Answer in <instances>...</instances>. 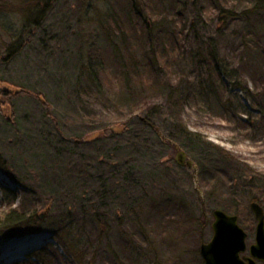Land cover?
I'll return each mask as SVG.
<instances>
[{"label":"rangeland","instance_id":"374dc122","mask_svg":"<svg viewBox=\"0 0 264 264\" xmlns=\"http://www.w3.org/2000/svg\"><path fill=\"white\" fill-rule=\"evenodd\" d=\"M191 1L58 0L44 14L42 25L23 50L9 62L0 63V90L14 91L13 86H19L43 94L58 123L56 126L32 97L12 101L16 125L7 123L0 114V158L18 178L15 182L0 170L3 208L9 202L11 208L40 212L46 208L49 198L52 199L49 212L40 219L49 232L15 237L2 243L0 264L25 262L28 254L48 243L53 248L46 254L51 259L55 256L53 264H76L61 245L52 242L50 233L54 227L67 229V223L73 221L84 239L90 240L92 248L88 247L98 256L97 264L106 261L108 264H204L199 248L212 239L215 210L237 216L238 225L247 236L243 256H249L248 247L254 244L256 229L249 198L258 192L234 186L229 181L234 177L222 167L221 158L174 133L166 115L165 120L156 121L163 131L158 132L157 138L149 126L130 116L126 106H112L104 96H97L81 73V59L85 57V62L95 58L109 70L104 75L105 89L118 87L114 69L116 53L120 57L125 53L121 42L140 44L142 37L131 25L134 21L138 23L137 19L152 15L167 16L175 25L177 45L180 42L181 47L189 46L196 52L200 48L199 40L210 41L216 50L210 45L208 48L214 50L219 61L235 73L245 72V77L264 83L262 70L253 67L254 48L248 47L258 39L264 40V18L249 19L250 28L244 20H230L219 32L216 13L211 9L225 7L241 12L248 8L250 0H211L200 12L197 7L204 1ZM30 2L0 0V9L6 8L0 11V40L9 42L16 32L19 34L27 16L35 17ZM138 11L141 18L137 17ZM178 12L184 19L181 27L176 26L180 18L174 14ZM194 18L200 21L196 37L187 30ZM183 26L185 30L181 33ZM4 29L12 34L5 33ZM248 32L253 38L246 37ZM184 50L169 60L173 66L167 69L163 81L182 80L187 86L193 80L190 67L183 66H189L192 57L187 54L189 49L183 54ZM0 52L3 53L1 42ZM257 60L260 66L261 59L257 57ZM176 63L179 65L175 66ZM247 84L253 87L249 79ZM228 92L220 91L223 101L230 99ZM230 92V109L214 98H190L183 104V125L188 132L224 148L241 164L264 174V121L239 89H230ZM165 93L162 90L155 95L153 103L160 102V108ZM233 95L247 108L250 117L239 112V102ZM3 111L9 114L8 107ZM118 123L126 124L127 130L114 135L119 129ZM100 130H106V138L97 140ZM173 133L175 153L166 143L169 142L166 137ZM179 145L189 153L186 152L189 160L195 157L203 164L201 179L194 171L187 172L186 166L175 163L177 152L182 151ZM171 158L173 164L167 165ZM127 173L130 178L124 179ZM229 189L232 191L228 192ZM93 208L99 209L100 214L107 213L103 216L108 220L107 234L98 242L90 221ZM112 257L116 258L114 263L110 260ZM256 264L262 263L256 261Z\"/></svg>","mask_w":264,"mask_h":264},{"label":"trees","instance_id":"16d2710c","mask_svg":"<svg viewBox=\"0 0 264 264\" xmlns=\"http://www.w3.org/2000/svg\"><path fill=\"white\" fill-rule=\"evenodd\" d=\"M57 1L58 0H31L30 3L32 6H30V8H32V13L34 12L36 15L35 17L27 16L24 24L20 28L21 30L19 34H17L16 31V34L13 32L14 37L11 38L12 40L10 38L9 42L0 40L3 50V53L0 52V63L9 62L16 54L23 50L25 45L30 42V39L35 34L36 30L42 25L41 21L43 20L42 18L44 14L53 7ZM203 1L204 3L197 7L198 12L206 7L205 5H207V1L211 0ZM191 2H194V0ZM133 8L137 11L136 5L133 4ZM211 9L216 13L215 18L217 26H220L217 27V31L219 32L224 29L227 22L230 20H244L250 28L251 25L249 19L252 17L264 18V0H250L248 8H245L241 12L234 9H225V7H215ZM3 10L5 11L6 8H2V10L0 9V11ZM137 13L140 16H136L141 18L142 15L139 11ZM174 15L176 17L179 16L180 19L176 26L181 27L183 24L180 23L184 22L182 13L178 12ZM137 21L138 23L136 21L132 23L131 29H133L138 35H141V43L129 44L121 42L125 53L121 54L123 57L117 55L118 53L115 55V57L117 56L115 59L117 61L115 63L116 68L114 69V75L115 78H117L118 87H112L111 90L105 89L104 79H106V77L104 75L109 71L106 70L105 63H101V61L95 58H88L85 62L83 61L85 57L81 59V62L83 63H81V73L84 74L87 82L94 89L95 94H97V96H104L112 106H126L129 109L130 116H133L144 125L149 126L157 138L158 132L162 134L163 131L161 130V127L156 124V121L158 118H163L165 120L164 115H166V121L172 125L173 130L175 131L174 133L183 135V137L189 140L188 142H194L204 149H208L207 151L214 152L221 158L220 161H223L222 167L234 177L232 181L229 180L234 186L238 185L239 187H243V191H246L247 189H249V191H252L253 189L256 190L258 195L249 199L251 203H258L264 210V174H259L248 166L241 164L237 161L235 156L230 154L224 148L213 145L198 134L188 132L181 119L182 110L184 108L183 104H187L189 99L193 96L199 98L205 96L208 100L214 98L216 101L218 100L220 102L219 104L224 108L230 109V103L232 102V92H230V89H239L244 97L250 101L252 108L257 111L259 119L264 121V83H261L260 80H254V78H248V76L245 77V72L235 73L234 69L219 61L218 56L214 52L216 46H212L210 41L205 42L204 40H199L198 44L200 48H198L196 52L189 48V46L181 47L180 42L179 45H177L175 42V39L178 38V33L175 31L177 28L175 25L173 26L171 24L167 16L155 17L151 15L147 18L144 17V19L141 20L137 19ZM199 24V18H194L190 21L187 28V30L193 33L195 37L199 32ZM183 30H185L184 26L181 28V33H183ZM4 32L10 35L12 34L7 29H4ZM246 35L249 39L253 38V36L250 35V32ZM138 39L139 38H135V40ZM208 45L214 48V50L211 51V48H208ZM248 47L249 49L254 48L252 50L253 52H251V55L255 56L252 57L253 62H256L253 67L255 69L258 67V69H261L264 74V40L258 39L254 41L253 46L251 44L248 45ZM182 50H184L183 54L188 50L187 54L190 53L189 55L192 57L193 62L189 66H183L186 67V69H188L187 67H190L189 70L190 73H193V76L191 77L193 80H189L190 82L187 86H184L182 80L177 83L176 81H173V83L172 81H163V79H165L164 77L167 76V69L170 70L173 66L171 65L172 62L169 60L175 58V56H177L176 54ZM206 51L207 54H205ZM257 57L261 59L260 66ZM176 65L179 64L176 63L175 66ZM247 67L249 68L250 66ZM100 74L103 77L102 79H100ZM119 75L121 76L120 78ZM188 77L189 75L187 76V80ZM248 79L253 82L252 88L247 84ZM225 81H227L228 84L225 85ZM13 87L14 91L0 90V114H3L7 123L13 126L16 125L12 101L23 97H32L36 99L45 109V114L49 118H53L50 113L51 105L43 94L34 93L24 87ZM223 89L227 92L229 91L228 94H230V99L226 101H223V98L219 95L220 91ZM162 90H164L166 92L165 95H167L162 104L163 106L160 108V102L157 105L153 102L156 99L155 95L160 94ZM233 96L239 102V112L250 117L251 114L239 101V98L235 95ZM4 107L9 108V114H6L3 111ZM164 109L166 110V114H164ZM52 120L55 125L58 126V123L54 118ZM248 120H250V118H248ZM118 124L119 126L117 125V128L120 130L118 129L115 131L114 135H118L119 132H125L127 130L126 124ZM57 129L58 132L61 131L60 127H57ZM99 133L97 140L106 138V130H100ZM174 133L172 136L166 137L168 138L166 140L169 141L166 143H168V146L175 153L176 145L172 143L174 141L172 137H175ZM179 147L182 150H186L183 146L179 145ZM199 154L201 155V153ZM193 158L195 165L198 167V177L201 179L205 170L204 166L198 162L195 157ZM171 163L173 164L172 158L170 161L166 162L167 165ZM0 170L5 175L11 177L13 181H18L14 170L7 163L4 164V162L1 161V158ZM186 170L187 172L190 171L188 168H186ZM120 171L115 170V172L121 175ZM128 173L123 175L124 179L130 178V174L128 175ZM103 187L105 188V186ZM231 189H234L233 186ZM2 190L5 192H12L7 188H2ZM231 191L232 190L230 189L228 190V192ZM49 200L46 208L51 206L52 199L49 198ZM3 206L4 202H0V245L15 237L49 232L44 226V223L39 219V213L41 211L29 212L22 207L11 208V203L9 204V202L5 209ZM98 210L99 209L93 208L91 210L90 218L93 231L97 236V242L101 241L106 236L108 225V220H105L103 217L107 213L104 214V211H101L102 214H100ZM67 226V229H56L54 227V230L50 232L51 239L61 245L62 249L74 258L76 264H97L98 256L94 253L95 251L93 249H90L92 248L90 240L86 241L84 239V235L79 232L78 228H75L78 227V225H76L74 221L68 222ZM88 246H90V248ZM52 248L53 245L48 243L38 251L28 254L25 262H16L14 264H53V260H56L55 256H53L54 259H51L50 257L48 258L50 255L46 254L47 251L52 250ZM115 259V257H112L110 260L114 263ZM105 264H108V261H106Z\"/></svg>","mask_w":264,"mask_h":264},{"label":"water","instance_id":"95a60500","mask_svg":"<svg viewBox=\"0 0 264 264\" xmlns=\"http://www.w3.org/2000/svg\"><path fill=\"white\" fill-rule=\"evenodd\" d=\"M175 161L180 166H187L196 171L190 160L186 161L185 154L179 152ZM250 211L256 221L254 244L248 247L249 256H241L247 250L246 234L238 225V218L228 215L221 210L213 212V237L209 243H202L199 248L204 264H264V210L256 202L250 204ZM49 212V207L39 213L43 219Z\"/></svg>","mask_w":264,"mask_h":264},{"label":"bare ground","instance_id":"6f19581e","mask_svg":"<svg viewBox=\"0 0 264 264\" xmlns=\"http://www.w3.org/2000/svg\"><path fill=\"white\" fill-rule=\"evenodd\" d=\"M24 241H26V240H23L22 242H24ZM14 244H16V243H14ZM14 244H12V245H14ZM19 244V243H18ZM23 244H25V243H23ZM12 245H10V246H12Z\"/></svg>","mask_w":264,"mask_h":264},{"label":"flooded vegetation","instance_id":"af4514ba","mask_svg":"<svg viewBox=\"0 0 264 264\" xmlns=\"http://www.w3.org/2000/svg\"><path fill=\"white\" fill-rule=\"evenodd\" d=\"M211 226H212V224H211ZM212 229V228H211ZM243 256V255H242ZM248 256V255H247Z\"/></svg>","mask_w":264,"mask_h":264}]
</instances>
